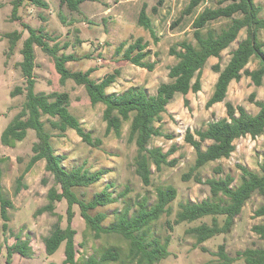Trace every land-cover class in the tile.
<instances>
[{"label": "rangeland", "instance_id": "1", "mask_svg": "<svg viewBox=\"0 0 264 264\" xmlns=\"http://www.w3.org/2000/svg\"><path fill=\"white\" fill-rule=\"evenodd\" d=\"M12 1L0 0V137L10 120L21 110L25 100L24 94L11 96L16 87H24V79L17 66L22 59L20 55L22 43L28 36L23 24L34 29L42 28L48 36L56 38L61 47L66 45L61 53L71 54L76 59L66 64L70 71L92 70L90 78L100 80L118 70L119 75L115 83L107 89V94L122 93L129 88H135L145 90L148 95H154L160 84L169 81V68L176 63V58L169 54V49L183 40L194 44L191 23L195 14L204 7L217 6L221 0H204L194 15L185 17L174 28L171 27V23L180 16L188 0H95L85 1L77 11L70 10L66 4L61 3V0H44L48 4L47 9L25 3L18 10V20L11 18ZM254 3L260 8V16L264 17V0H254ZM143 4H146L157 42H154L148 31L136 23ZM153 7L157 8L155 14L152 13ZM59 13L65 18V23L60 21ZM225 25L226 21L214 23L216 30ZM14 31L21 33V39L10 54L5 34ZM244 37L243 30L237 40L222 52L220 60L209 58L201 72V90L185 96L176 95L167 106L162 121L155 123L156 127L160 126L163 137L152 138L149 147H160L165 152L175 146L176 151L169 159H176L177 163L174 167H163L159 172L152 167L149 186H144L134 172L133 159L136 147L127 141L129 123L123 124L120 138H116L113 133L105 135L106 124L102 119L104 106L102 104L92 106L84 87L76 85L72 80H67L61 85L52 58L39 47L34 48L35 92L68 93L70 112L79 119L81 127L93 140H101L99 146H89L73 130L65 133L52 130L47 122L48 117H42L46 129L52 135L54 152L65 157L63 166L66 170L80 167L90 173L101 169L107 171L98 182L76 190L80 199L89 201L106 185H112L109 192L117 201L90 211L92 215L96 213L106 215L102 223L104 227L112 224L115 215L125 208L129 209V215L135 213L137 203L143 198L148 200V207H151L156 201L157 189L172 186L177 190V197L170 204L171 215L161 216L148 228V237L151 239L157 238L163 243L166 236L170 237L167 248L169 255L156 264H218L216 252L221 244L225 245L229 256L236 258L232 264H244L243 259L237 256L238 252L253 247L264 249V240L252 232L254 225L264 222L263 218L254 216L255 210L264 203L263 197L257 193L252 195L236 217L230 233L215 236L200 246L195 244L192 236L186 234V230L202 222L210 223V217L192 223H181L173 226L172 230L167 223L174 220L181 204L212 199L209 187L204 182L196 183L192 179L188 181L182 179V175L189 171L195 160V151L184 141V135L187 130L194 134L198 130H204L210 122L226 117L224 103L206 107L217 79V74L213 72L211 66L219 62L223 68L230 58L231 51ZM138 38H142L148 45V56L145 61L154 62V70L151 72L114 55V50L120 43L131 44ZM259 39L264 42V30L260 32ZM49 44L53 45V42ZM257 67L256 59H252L247 65L249 70ZM251 94H255L254 101H264V82L262 86L256 87L248 77L243 76L238 82H231L225 102L242 106L249 114L254 115L258 108L249 100ZM35 141L36 136L32 130L28 131L23 141L15 143L12 147L3 146L0 141L2 196L12 204V207L7 209L9 222L6 231L2 229L3 221L0 217L1 264L5 262L6 248L15 242L16 235L21 239H27L32 250L27 256L14 253L10 264H62L64 259V244L50 256L44 252L43 238L50 233L52 225L59 223L62 228L66 226L67 204L64 200L56 203L54 214H36L39 208L48 203L47 192L54 183L52 176L45 171L44 161L37 162L25 172ZM234 145L235 150L230 158L209 163L200 170L203 181L229 174L234 178L232 187L235 188L242 178L239 166L259 172V164L264 161V134L256 138L250 136L239 138ZM216 167H221L222 174L214 172ZM21 176L19 186L18 179ZM73 210L72 226L76 230L74 240L78 251L77 257L94 256L98 259L105 249L114 247L119 249L123 262L105 264H128L124 259L128 243L122 237L109 234L95 238L80 217L78 206L74 205ZM81 243L84 244L83 247H79ZM200 247H205L207 252H202Z\"/></svg>", "mask_w": 264, "mask_h": 264}, {"label": "trees", "instance_id": "2", "mask_svg": "<svg viewBox=\"0 0 264 264\" xmlns=\"http://www.w3.org/2000/svg\"><path fill=\"white\" fill-rule=\"evenodd\" d=\"M85 1L95 0H61V3L66 4L70 10L77 11ZM203 2L204 0H188L180 16L171 23V27L178 26L185 17L194 15ZM25 3L43 9L48 8L44 0H13L12 20L19 19L18 10ZM152 13H157L156 7L152 8ZM58 16L60 21L65 23L63 15L59 13ZM225 21L224 27L215 29L214 23ZM136 23L149 32L154 42L158 41L151 18L146 11V4L140 8ZM22 26L28 32V36L22 43L20 49L22 59L17 66L24 79V87H16L11 92V96L24 94L25 100L21 110L2 131L0 141L3 146L12 147L15 143L23 141L29 130L34 131L36 141L32 144V155L25 172L37 162L44 161L45 171L52 176L54 183L47 192L48 203L39 208L36 214H54L56 203L64 200L67 204L66 226L62 228L59 223H55L50 233L43 238L46 255L54 254L64 244L62 264L123 262L119 249L114 247L105 249L98 259L94 256L77 257L78 251L74 240L76 230L72 226L73 206L77 205L80 217L95 238L115 234L128 243L127 254L124 257L128 264H156L169 255L167 248L170 237L166 236L163 243L157 238L151 239L148 237V228L161 216L171 215L170 204L176 199L177 190L172 186L157 189L156 201L151 207H148V200L143 198L137 203L138 208L135 213L129 215V209L125 208L115 215V221L107 227L102 225L106 219L104 213L94 215L90 213L97 207L111 205L117 201L109 192L112 185H106L89 201L80 199L76 190L98 182L107 171L101 169L90 173L80 167L66 170L63 166L65 157L54 152L52 135L46 129L42 117H48L47 122L52 130L60 133L73 130L89 146H99L101 140H93L81 127L79 119L70 112L68 93L35 92L33 76L36 66L35 46L52 58L61 85L67 80H72L76 85L84 87L92 106L97 104L104 106L102 119L106 124L105 135L113 133L116 138H120L123 124L129 123L127 141L136 147L133 159L134 172L144 186H149L152 167L159 172L163 167H174L177 163L176 159H169L176 151L175 146L165 152L160 147H149L152 138L163 137L160 126L156 127L155 123L162 121L167 106L176 95L185 96L190 92L198 93L201 90L200 76L208 59L220 60L222 52L228 49L244 30L245 37L231 51L226 65L221 68L218 62L211 66L213 72L217 74V79L206 107L224 103L226 117L210 122L204 130H198L194 134L187 130L184 135V141L195 151V160L189 171L182 175V179L183 181L192 179L196 183L204 182L209 187L212 199L181 204L174 220L167 223L172 230L173 226L181 223H192L210 217V223L202 222L186 230V234L192 236L195 244L200 246L215 236L230 233L236 217L253 194L257 193L264 199V161L259 164V172L239 166L242 178L235 188L232 187L234 178L229 174L204 181L200 175V170L209 163L230 158L237 139L246 136L256 138L264 134V101H254L255 94H251L249 100L258 108L254 115L249 114L242 106L225 102L231 82H238L243 76L248 77L256 87L262 86L264 82V42L259 39L260 32L264 30V17L260 16V8L254 0H221L217 6L204 7L195 14L191 23L192 38L195 43L183 40L169 49V54L176 58V63L169 68V81L160 84L154 95H148L145 90L135 88H129L122 93L107 94V89L115 83L119 75L118 70L100 80L90 78L92 70L70 71L66 64L76 59L71 54L61 53L66 45L61 47L56 42V38L48 36L42 28L34 29L26 24ZM5 38L8 40V51L11 54L21 39V33L18 31L7 33ZM50 42H53V45H50ZM147 46L142 38L136 39L131 44L122 42L115 48L114 55L151 72L154 70V62L145 61L148 56ZM252 59L258 61V67L249 70L247 65ZM207 142L209 143L206 144ZM214 172L222 174L223 171L221 167H216ZM22 176L18 179L19 186ZM1 179L0 168V217L3 221L2 229L6 231L9 222L7 209L12 207V204L2 196ZM18 191L17 187L16 192ZM254 216L264 219V203L255 210ZM252 232L264 240V222L254 225ZM83 246V243L79 245V247ZM200 249L202 252H207L205 247ZM31 250L29 241L16 235L15 242L6 248L4 264H10L14 253L27 256ZM216 255L219 259L218 264H232L236 261V258L226 253L224 244L218 246ZM237 256L243 259L244 264H264L263 248H247L238 252Z\"/></svg>", "mask_w": 264, "mask_h": 264}]
</instances>
